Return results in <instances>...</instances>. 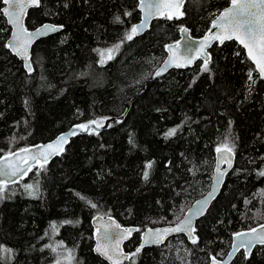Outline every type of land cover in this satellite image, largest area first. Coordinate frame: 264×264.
<instances>
[{"label":"trees","instance_id":"obj_1","mask_svg":"<svg viewBox=\"0 0 264 264\" xmlns=\"http://www.w3.org/2000/svg\"><path fill=\"white\" fill-rule=\"evenodd\" d=\"M228 1L186 0L182 17L155 19L129 41L125 34L140 18L137 0H41L26 26L63 27L33 45L31 72L7 49L0 13V156L75 123L114 117L100 132L71 137L63 153L8 185L0 198V264H107L92 251L96 214L139 229L125 244L131 257L124 264H207L226 254L234 233L264 223L254 216L264 213V80L241 46L214 44L209 71L198 61L151 77L179 27L202 34ZM116 44L114 58L101 64L100 50ZM224 144L234 164L196 221L197 242L179 235L137 253L144 228L175 222L208 189ZM37 183L35 195L23 187ZM181 248L182 257L175 255ZM231 264H264V245L247 259L239 252Z\"/></svg>","mask_w":264,"mask_h":264},{"label":"snow or ice","instance_id":"obj_2","mask_svg":"<svg viewBox=\"0 0 264 264\" xmlns=\"http://www.w3.org/2000/svg\"><path fill=\"white\" fill-rule=\"evenodd\" d=\"M3 3L7 7L0 9V13L7 17L9 24L13 25L14 32V42H10L7 47H10L13 52H16L18 55L26 57L28 47L32 41L42 35H45L50 32H55L60 30L63 26H55L45 24L41 28L36 29L34 32L28 31L22 21L23 17L26 14V10L32 6H39L41 0H3ZM185 0H139V8L144 13V18L140 24L132 25L130 32L125 34L124 40H132L135 36L139 35L144 29L147 28L149 21L157 16H162L168 20L174 18L179 19L184 15V12L181 10ZM230 7H226L220 12L212 21V28L216 31L209 30L199 43V50H204L212 41H219L223 44L225 41L236 40L239 45L246 50L247 58L250 59L254 65V71L257 72L258 76L261 79H264V0H230ZM130 15V13H125ZM120 20V17L116 18ZM180 31L182 33H187V29L181 27ZM188 39H191L188 37ZM123 43V40L121 41ZM185 51H191V46L185 44ZM120 44L113 45L112 48L106 50H100V63H106L107 60L113 59V51H118ZM168 52L170 53L169 58L164 61L163 65L156 71L155 75L160 76L163 72L167 71L169 67H185L188 64H191L197 57L195 56H185L179 54L181 48V41H176L174 44L166 45ZM198 50V51H199ZM105 52L107 56L105 58ZM240 53L237 52V55ZM204 64L201 68V71H209L208 63L210 61V56L205 52ZM181 61H184L182 63ZM26 67L31 71V65L26 63ZM248 79L252 83L256 81L253 79V71H249ZM95 125L97 128L102 127L103 124H98L97 121H90L88 124L76 125L75 129H81L88 131L91 126ZM110 126V125H109ZM177 129H169L166 133V137L175 135ZM71 135H76V131L73 130L70 133ZM66 141V136H61L57 138V141L43 146L42 150L40 146L37 147V152L33 153L32 149L23 148L20 149V153L10 152L8 157H13L19 160L18 164L12 163L8 160V157H0V160L4 161L3 164H0V198L3 197L4 193L8 190L9 181L16 183L14 177L26 176L29 172L32 171L33 165L39 164L42 169L44 164L47 163V159L51 155L59 154L63 151V148L60 146L61 142ZM217 152L226 151L227 153L232 152V148L228 147L227 144H224L221 147H218ZM29 154L27 156L20 155ZM152 167L151 162L146 165V169ZM231 167V164H229ZM217 172L219 173L217 181H219L223 173L220 172L219 165L217 166ZM144 178L147 179L149 172L146 170L144 172ZM259 175L264 176V171H260ZM23 187L25 190H28L29 195H35L39 190L38 183L34 186L33 184H24ZM215 191V188L214 190ZM212 197V193H209V198ZM83 199V197H82ZM208 203V198L203 202L198 201L197 204H201L200 208H197L196 212L193 213V216L202 215L204 212V206ZM248 203V201H246ZM91 207L96 208L97 206L91 201H89ZM109 222H105L97 228V246L96 251L105 255L109 260H112V255H109L108 246L111 245L114 248L119 247L120 239H126L127 236L125 233L131 234L132 231H139V229H123L121 232H116L114 229H120V225L115 223L112 220L111 216L108 217ZM50 227L53 230L56 229V224L53 223ZM172 232H186L189 235L192 243H196L198 237L194 236L195 229L192 223V216L186 217L174 228H164V229H147L145 233V238L141 243L140 247L137 248L136 252L138 253L145 245L147 244H159L162 243L164 238ZM119 237V239H118ZM234 237L239 240V244L233 245V252L229 253V257L238 252L241 248L245 250V258L252 253V248L256 244L264 245V224L257 228H252L248 232H237L234 233ZM62 243V242H61ZM50 247V246H49ZM6 252H10V249H4ZM55 251V249H53ZM133 253L132 255H135ZM125 259L128 257L125 256ZM114 264H119V262H114ZM212 264H225V262L218 261L215 256L212 257Z\"/></svg>","mask_w":264,"mask_h":264},{"label":"water","instance_id":"obj_3","mask_svg":"<svg viewBox=\"0 0 264 264\" xmlns=\"http://www.w3.org/2000/svg\"><path fill=\"white\" fill-rule=\"evenodd\" d=\"M2 2V7L1 9L7 7V5H5L3 3V0H1ZM186 2V0H185ZM185 4V3H184ZM139 0H137V9L139 11V14H140V18L137 22H135L133 25H137V24H140L142 19L144 18V13L143 11L139 8ZM184 6V5H183ZM231 4H230V0L228 1V3L223 6L218 12L217 14L211 19L210 21V24H209V27L200 35L196 36V35H193L191 33V30L186 26V25H182L181 27L183 28H186L188 31L187 33H182L180 31L181 27H179V30H178V38L171 41V42H168L166 43V45H169V44H174L176 41H181V48L179 50V54L181 55H185V56H195L197 57V59H195L191 64H188L187 66L185 67H169L167 69V71L163 72L160 76H156L155 73L156 71L163 65L164 61H166L168 58H169V55L170 53L168 52L167 48H166V45L164 47V51H165V55L163 56V58L160 60V62L153 68V71H152V74H151V77L154 78V77H161L163 75H165L168 71H170L171 69H187V68H190L192 67L196 62L198 61H201L202 63H204V59H205V55L204 53L206 52L209 56H210V59H211V53H210V49L211 47L214 45V44H218V45H221V43L219 41H212L210 43V46H208L206 49L204 50H199V43L200 41L202 40V38L208 34L209 30L211 29L212 31H216V29L212 28V21L213 19L220 13L223 11L224 8L226 7H230ZM37 6H32V7H29L27 10H26V14L24 15L23 17V25L24 27L30 31V32H34L36 29L38 28H41L43 25L45 24H49V25H55V26H60V24H56L54 22H51V21H44L32 28H29L26 26V23H25V19H26V16H27V13L28 11L31 9V8H35ZM183 11V7L181 9ZM3 15V14H2ZM4 19H5V22L7 24V26L9 27V35L5 41V44L8 45L10 42H14V37H13V32H14V28H13V25L9 24L8 21H7V17L4 16ZM162 18V16H157L153 19H151L149 21V24L147 26L146 29H144L143 32H141L139 35L143 34L145 31L148 30L151 22L155 19H160ZM176 19V18H175ZM62 28H60L61 30ZM58 30V31H60ZM58 31H55V32H50V33H47L45 35H42V36H39L37 38H35L32 43L29 45L28 47V51H27V54H26V57L25 56H22V55H18L16 52H13L12 49L10 47H7V49L14 55L16 56V58H18L21 63H22V67L23 69L26 71V72H31L28 70V68L26 67V63L27 64H30L31 65V69L33 68V65H32V62H31V53H32V47L33 45L38 41V39H41V38H44L46 36H49V35H52ZM138 36V35H137ZM188 37H190L191 39H188ZM235 41L238 45L239 43L236 41V40H233ZM185 44H188L191 46V51H185L184 50V45ZM241 46V45H240ZM241 48L243 49V47L241 46ZM199 50V51H198ZM244 52H245V55H246V50L243 49ZM247 56V55H246ZM250 61V63L253 65L254 69H255V65L254 63L248 59ZM182 63H184V61H181ZM257 73V72H256ZM259 77V76H258ZM260 78V77H259ZM261 79V78H260ZM264 80V79H262ZM114 118V117H113ZM113 118H107L106 120H104V122L102 123L103 126L102 127H96L95 125L91 126L90 129L88 131H84V130H81V129H75V126L76 125H80L82 123H75L73 125H71L70 127H68L67 129H65L64 131L62 132H59L58 134H56L55 136H53L52 138L48 139V140H45V141H39V142H35L33 144H29L27 146H24V147H21V148H18V149H15L11 152H15V153H20V149H23V148H29V149H32V152L35 153L37 152V147L36 146H40L41 150L43 148V146L45 145H48V144H51L55 141H57V138L58 137H61V136H66V141L64 142H61V147L63 148V151L65 149V146L70 142V139L71 137H74L75 135H71V131L75 130L77 134H80V133H89L91 131H94V132H100L104 129H106L109 125V122L112 121ZM117 118V117H115ZM90 122V121H89ZM89 122H87L86 124H88ZM76 134V135H77ZM62 152H59V154H56V155H51L48 157L47 159V163H49L54 157L56 156H59ZM10 153V152H9ZM9 153H6V154H3L1 155L0 157H8V154ZM20 155H24V156H27L29 154H23L21 153ZM8 160L12 163H15V164H18L19 163V160L18 159H15L13 157H8ZM4 161L0 160V164H3ZM46 164V163H45ZM229 164H231V167H229ZM233 164H234V153L233 151L231 153H227L226 151H222V152H215V155H214V165H213V170H212V175H211V179H210V184H209V187L208 189L200 196H198L193 202H191V204L186 208V210L182 213V215L175 221V222H172V223H168V224H161V225H154V226H150V227H146L144 228L141 233H140V245L141 243L143 242L144 238H145V233H146V230L151 228V229H157V228H160V229H164V228H174L176 227L177 224H179L182 220H184L186 217H189V216H192V223H193V227L195 229V226H196V221L206 212V210L208 209L209 205L211 204V202L215 199V197L219 194L221 188H222V185H223V182H224V179H225V175L232 169L233 167ZM35 165H39V164H35ZM219 165V168H220V172L223 173V176L222 178L217 181V177L219 175V173L217 172V166ZM28 175V174H27ZM26 175V176H27ZM26 176H23V177H20V176H17V177H14L13 179L16 180V183L19 182L20 180L24 179ZM0 179H3L2 177H0ZM16 183H12L11 181H9V184L8 185H13V184H16ZM215 188V191H213ZM209 193H212V197L209 198ZM206 198H208V203L206 206H204V212L202 215H198V216H193V213L196 212L197 208H200L202 205L201 204H197L198 201L200 202H203ZM111 216L112 220L115 221V223L119 224L120 225V229H114V231L116 232H121L123 229H137V227L135 225H129V226H125L123 224H121L117 218H115L114 216L112 215H102V214H96L94 216L91 217L90 219V226L92 228V238H93V247H92V251L95 255H97L99 258H101L102 260H104L107 264H114V262H119V264H124L126 263L127 261H129L130 257H131V253L129 250H126L125 249V244L127 242H129V240L131 239L132 235L137 232V231H132L131 234H127L125 233L124 235L127 236L126 239H120L119 241V247L118 248H114L112 247L111 245L108 246V249H109V255H112L113 259L112 260H109L105 255H102L101 253L97 252L95 249H96V246H97V228L104 224L105 222H109L108 221V217ZM264 224V223H262ZM261 224L253 227V228H257L259 230V226ZM252 229V228H250ZM250 229H247V230H243V231H239V232H248L250 231ZM237 233V232H236ZM184 236L187 240L191 241V239L189 238V235L186 233V232H172V233H169L163 240L162 243H159V244H147L145 246H158V245H162L164 244L169 238L171 237H175V236ZM194 236H196L195 232H194ZM119 239V237H118ZM234 244H239V240L236 239L234 237V234L232 235L231 237V244H230V248L229 250L226 252V254L222 257H216V259L218 261H222V262H225V264H231L233 262V260L235 259V257L237 256V254L239 252H243L244 255H246L245 253V250L243 248H241L238 252H235L231 258L229 257V253H232L233 252V245ZM257 245H260V244H256L255 246ZM144 246V247H145ZM253 246V248L255 247ZM252 248V249H253ZM127 256L128 258L125 259L124 257ZM213 257V256H212ZM212 257L209 258L207 264H212Z\"/></svg>","mask_w":264,"mask_h":264},{"label":"rangeland","instance_id":"obj_4","mask_svg":"<svg viewBox=\"0 0 264 264\" xmlns=\"http://www.w3.org/2000/svg\"><path fill=\"white\" fill-rule=\"evenodd\" d=\"M108 49V48H107ZM113 53H114V51H113ZM112 53V54H113ZM105 56H107V53L105 52ZM159 63V60L157 61V62H155L154 64H152V67L154 68L157 64ZM152 68V69H153ZM263 193H264V191H263ZM257 194L258 195H261V192H257ZM254 216L257 218V219H264V213L263 212H261V211H259V210H257V211H255L254 212ZM180 250H183L184 251V249L183 248H181V249H176L175 250V255H177V256H181L182 257V255H179L178 254V252L180 251Z\"/></svg>","mask_w":264,"mask_h":264}]
</instances>
